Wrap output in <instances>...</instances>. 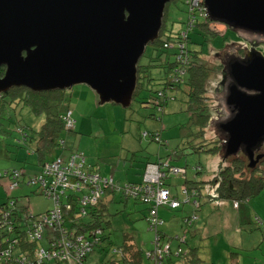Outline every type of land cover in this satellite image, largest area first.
Listing matches in <instances>:
<instances>
[{"label": "rangeland", "instance_id": "1", "mask_svg": "<svg viewBox=\"0 0 264 264\" xmlns=\"http://www.w3.org/2000/svg\"><path fill=\"white\" fill-rule=\"evenodd\" d=\"M166 13L164 29L167 33L172 31L175 34L187 28L189 6L185 0L171 1L167 5ZM202 20L203 18L198 17V22ZM197 27L190 33V49L203 52L201 58L209 72L206 96L212 118L208 126V142L205 143L197 137V126L192 123L187 110L188 86L184 81L179 88L167 90L164 109L145 103L150 94L163 90L165 83L175 77V72L162 65L151 68L153 80L147 82L148 90L143 91L127 108L113 102L101 105L97 93L86 84H78L65 90L66 103L74 111L76 123L73 131L65 130L61 138L66 140L68 150L84 152L91 168L102 174L115 175V181L120 185L129 181H143L148 161L159 162L172 156L171 165L175 164L187 170L186 175H172L167 180L171 191L177 194L180 201L186 203L184 211H169L170 216L164 217L166 223L162 228L172 237V251H177L179 246L183 252L193 249L195 256L200 259L198 261H201L200 264H264V238L261 236L264 229L261 227L256 230L257 233L251 234L250 225L241 226L237 221L240 209L235 206L234 200H211L209 195L214 194L211 183L200 184L203 197L198 207L186 202L187 195L182 193L186 180L210 181L217 175L223 163L220 154L208 150L199 152L192 146L202 142L205 149H209L212 146L211 141L216 142L218 137L224 136L219 123L231 116L225 101L228 85L223 89H214V85L222 78L220 71L226 63L221 62L217 55H212L211 50L227 47L233 50L235 47L232 44L243 41L242 36L248 35L250 39L264 41V35L232 30L217 21H211L208 28H204L205 31ZM209 33L216 35L212 37ZM151 54L150 45L141 59V64L146 63ZM174 58L173 56L171 60L174 61ZM221 65L224 66L220 68ZM7 116L10 119L1 120L3 132L0 137V171L19 170L26 176L37 174L39 155L32 137L44 124L45 114H37L31 107L21 104L9 108ZM216 117L221 121L214 120ZM147 132L159 133L161 141L152 139L151 135L144 137L143 134ZM65 153L57 150L49 154L47 159ZM227 164L228 162L224 163L225 166ZM1 182L3 186H0V198L5 195L4 186L8 185L9 179L2 178ZM107 193L104 197L106 213L103 219L106 238L89 256L90 264H108L110 260L119 258V254H114V249L124 246L129 239L144 254L152 247L155 238L145 218L148 213L147 205L133 199L126 200L119 192H116L112 201ZM10 195L17 199L20 206L28 207L34 215L43 214L53 207V200L42 193L38 186H27L20 182L17 190ZM241 210L249 211L255 219L258 216L264 219V187L244 203ZM193 214L198 216L193 227L196 230L187 232V241L181 244L175 237L185 235L182 218ZM38 244L48 246L46 239ZM187 260L188 257L174 258L173 264H188Z\"/></svg>", "mask_w": 264, "mask_h": 264}, {"label": "water", "instance_id": "2", "mask_svg": "<svg viewBox=\"0 0 264 264\" xmlns=\"http://www.w3.org/2000/svg\"><path fill=\"white\" fill-rule=\"evenodd\" d=\"M173 0H0V95L15 87L35 92L86 84L109 102L131 106L138 65L159 39ZM208 17L264 35V0H204ZM251 44L232 58L214 89L223 88L231 116L219 123L225 159L242 152L255 168L264 143V53ZM221 50H211L212 55ZM1 264V263H0Z\"/></svg>", "mask_w": 264, "mask_h": 264}, {"label": "built area", "instance_id": "3", "mask_svg": "<svg viewBox=\"0 0 264 264\" xmlns=\"http://www.w3.org/2000/svg\"><path fill=\"white\" fill-rule=\"evenodd\" d=\"M189 6V19L187 28L180 33L177 42V51L182 62L187 59L186 41L188 35L198 24V17H208L204 0H185ZM165 47H173L166 43ZM184 73V72H182ZM62 120L67 130L75 127L74 113L72 109L62 115ZM149 132L144 133L146 137ZM155 139L160 140V134L155 133ZM60 142L64 144L65 139ZM187 170L181 166L171 165L170 159L159 162H149L145 168L143 181L140 183H116L112 175H104L93 170L87 163L84 152L75 150L66 156H58L52 161L46 162L37 174L26 176L23 171H0L2 178H8V185L4 186L7 196L6 206L0 207V263L1 264H48L60 262L61 264H90L89 256L102 244L104 230L93 227L91 221L92 210L104 199L108 190L121 193L126 199H133L147 205L146 219L148 228L155 235L152 247L144 253L145 264H173L174 258L184 259L187 252H183L181 246L175 252L172 251V237L166 235L161 228L165 220L159 215L160 208L177 210L185 202L176 197L167 184L169 176L186 175ZM22 179V180H21ZM20 182L27 186H38L41 192L53 200V207L45 213L34 215L27 212L26 226L24 227V240L36 243L32 248V256L24 254L28 247L22 244V236L16 234L14 223V209L17 207L15 200L10 198V193L15 191ZM1 185L3 186L2 182ZM187 195L186 202H191L195 207L200 206L199 191L196 189H182ZM235 206L238 208L239 203ZM198 216L196 214L183 219L186 229L185 235H177L175 238L181 244L187 241V232L195 225ZM255 222L264 229V219L256 218ZM46 239L48 246H39L38 242ZM24 247V250H20ZM21 253L16 257L15 251ZM23 251V252H22ZM114 254L123 255V251L114 249Z\"/></svg>", "mask_w": 264, "mask_h": 264}, {"label": "trees", "instance_id": "4", "mask_svg": "<svg viewBox=\"0 0 264 264\" xmlns=\"http://www.w3.org/2000/svg\"><path fill=\"white\" fill-rule=\"evenodd\" d=\"M166 14L167 13L165 11L163 27L159 39L156 40L154 43L150 44L152 46V54L148 56L147 58L148 61L146 63L141 64L140 61V64L138 65L139 80H138L137 89L135 91L134 99L139 97L143 91L148 90L147 82H151L153 80L151 75L152 67H159L160 65L168 66L169 70L176 73L175 77L171 80H168L165 83V87L163 88V90H159L154 92V94H150V97L145 103H152L154 104L155 107L164 109L167 102L166 99L167 90L179 88L181 83L184 81L185 84H187L188 86V89L186 91L188 96L187 110L190 113L192 123L195 126H197L198 129L197 137H199L201 140H203L206 143L208 139L207 138L208 126H209V122H211L212 116L210 114V106L207 104L208 97L206 96V92H207L206 82L208 80L209 72L207 70V67L205 66V63L201 58L202 57L201 54L203 52L198 50L192 51L190 49V43H192V40L189 34L187 37L188 39L186 41L187 43L186 51L189 52L187 54V59H185L182 62L179 60L178 56L180 55V53L179 51H177V46L174 43L177 42V39L181 38L180 37L181 32H176L174 34L172 31L170 33H167L165 31L164 23L166 20ZM208 21L209 23H206L205 21H200L197 24L198 27L197 26L196 27L199 28L201 31L202 30L205 31L206 28H208L207 26H209V24L211 23L212 19L209 17ZM196 27L192 30V32L196 30ZM209 35L213 37L216 34L209 33ZM166 43L172 44L173 47H165ZM173 56L175 57L174 61L171 60ZM222 67L223 65L220 66V68ZM5 70L6 68L4 67L0 68V77H3V75L5 74ZM182 77H184L185 80H183ZM66 102H67V98L65 97V90L35 92L26 87H15L10 89L5 94L0 95V137L3 132L1 120L4 118L10 119L7 116V112L9 108H12L14 105L22 104L31 107L32 110L37 114H42V113L45 114L46 117L45 122L41 126L40 130L37 131L36 135L32 137V142L35 144V150L39 155V164H42L43 166L46 162H49L46 161L48 160L47 156L57 150L62 151L63 153L68 151L67 154L65 153L58 156H63V155L66 156L70 154L72 151L75 150L73 149L68 150V147L66 146V140L64 144L60 142L61 135L65 130L68 132L73 131L66 129L65 124L61 118L62 115L67 110L71 109L70 105ZM214 120L219 122L221 121L219 120L218 117L214 118ZM150 135L152 139H155V133H152ZM224 141H225V136L218 137V140L216 142L211 141L212 146L209 149H205V145L202 142L198 144H193L192 146H194L195 147L194 149L196 151L198 150L199 152L208 150V152H212L214 154H219V153L223 154ZM171 157L172 156H169L168 158L162 160H167L170 159ZM226 161L228 162V164L225 166L224 163ZM225 162L221 164L217 175L212 180L207 182H197V181L195 182V181L186 180L184 187H187L188 189L198 190L199 191L198 198L200 201V199H202L203 197L202 186H200V184L211 183L212 188L214 190V194L209 195L210 199L211 200L232 199L235 202H238L239 203L238 208L241 211V217L243 219L246 211L241 210L242 205L247 201H249V199H251L253 196L258 194L264 187V165L261 164L258 167L250 168L248 166L247 159L242 155L234 157L229 161L228 159H225ZM0 186H2L1 182H0ZM107 192L116 193L117 191L108 190ZM5 195L0 198V207L6 206L7 204L6 201L8 197ZM10 198L15 200V204L17 206L14 209L15 213L13 214L14 215L13 221L14 223H17V225H15L16 226L15 228H17L16 234L18 233L19 236H22L21 237L23 242L22 244H25L29 250L28 252H23V251L22 252L24 254H29L30 256H32L33 253L30 250L36 246V243L28 242L24 240L26 238H24V233H23L24 227L27 225L26 214L29 211V209L26 206H20L18 204L17 199L14 196L10 195ZM126 200H131V199H126ZM105 211H106V205L104 199H102L98 203L97 207H95L92 210L91 212L92 215L87 220V221H91V223L94 225L93 227H100L104 230L102 241H104L106 238L105 229L103 226V222H104L103 219L106 213ZM242 223L248 225V223L244 220L242 221ZM254 223L258 226L255 220ZM259 229H261V227ZM161 230L163 231L162 228ZM120 249L123 251V255L120 256L119 258L110 260L108 264H145L144 254L135 245V242L133 240L131 239L127 240L126 244L120 247ZM20 250H24V247ZM20 250L18 251L16 250L15 253H13V255L16 257L18 254L21 253ZM193 256H195L194 250L189 251V253L186 255L185 258L188 257L187 260L188 264H200L201 261H198L199 258L195 256V258H197L196 260ZM48 264H61V263L53 262Z\"/></svg>", "mask_w": 264, "mask_h": 264}, {"label": "flooded vegetation", "instance_id": "5", "mask_svg": "<svg viewBox=\"0 0 264 264\" xmlns=\"http://www.w3.org/2000/svg\"><path fill=\"white\" fill-rule=\"evenodd\" d=\"M205 20L206 19H203L202 21H205ZM207 21L208 20H206V23H207ZM236 31H240V30L237 29ZM255 35H257V34H255ZM241 36H242V34H241ZM242 37H243V41H239L237 43H233L232 44V46L235 47L234 48L235 50L233 49L234 51L233 50H230L229 47H227V49H225V48L220 49L221 51H219V54H217V56L219 57V60H221V62L228 63L232 58H238V57L243 58V57H245L247 55V52L250 50L251 44L259 45L258 49L264 53V41H257V40H255L253 38L250 39V37L248 35H245V36H242ZM201 55H203V53ZM230 82H231V78H230L229 75H227L226 83H225V86L224 87H226ZM224 91H225V89H224ZM259 154L263 155V158L260 160V162H258V164L256 165V167L260 166L261 164L264 165V143L257 149L256 155H259ZM239 155H242V156H244L247 159L248 166H249V159L242 152L238 153V155H236V156L229 157L227 159L229 161L232 158L237 157ZM222 162L223 163L225 162V158L224 157H223V161Z\"/></svg>", "mask_w": 264, "mask_h": 264}, {"label": "crops", "instance_id": "6", "mask_svg": "<svg viewBox=\"0 0 264 264\" xmlns=\"http://www.w3.org/2000/svg\"><path fill=\"white\" fill-rule=\"evenodd\" d=\"M73 113H74V111H73ZM75 123H76V121H75ZM56 158V156H54V157H52L51 159H48V160H46V161H51V160H53V159H55ZM162 160V159H161ZM160 160V161H161ZM149 162V161H148ZM154 163V162H153ZM147 164V163H146ZM41 166H42V164H39V168H38V170H37V172L38 171H40V169H41ZM36 172V173H37ZM104 175H107V174H104ZM113 176V175H112ZM114 177V179H115V175L113 176ZM140 182H142V181H140ZM140 182H134V181H129L128 183H140ZM196 182V181H195ZM118 184H119V182H117ZM173 193V192H172ZM107 194H109V198L112 200V201H114V199H115V197H116V193H112V192H109V193H107ZM174 194V193H173ZM176 194V193H175ZM174 194V195H175ZM175 196H177V194L175 195ZM178 197V196H177ZM104 200H105V198H104ZM214 200H219V199H214ZM105 202V201H104ZM250 203H252V200L250 201ZM185 204L186 203H184V205L181 207V208H179V209H177L178 211L180 210V211H184V209H185ZM177 210H171V209H169V208H160V210H159V215L165 220V218H168L169 216H170V212H172V211H177ZM170 211V212H169ZM239 217H237V221L238 222H240V224H241V226H243L242 224V221L244 220V221H246L247 223H248V225L250 224V226H249V229H250V231H251V234H255V233H257L256 232V230L257 229H259L260 227L259 226H257L255 223H254V221H253V219L255 220V218H253V215H251V213L249 212V211H246L245 212V216L243 217V219H242V217H241V211L239 210ZM165 217V218H164ZM256 217V216H255ZM259 217V216H258ZM185 217H183L182 219H184ZM165 223H166V220H165ZM245 224V223H244ZM182 226L184 227V225H183V220H182ZM163 229V228H162ZM196 230V228H193L192 230H190L191 232H193V231H195ZM164 231V230H163ZM189 231V232H190ZM261 231V230H260ZM253 232V233H252ZM262 232V231H261ZM164 233L166 234V235H168V233L166 232V231H164ZM169 236V235H168ZM261 236H262V238H264V233L262 232L261 233ZM171 237V236H170ZM255 238V236L253 237V239ZM259 242H261V241H259ZM262 243H264V241L262 240ZM193 250V249H192ZM189 251H191V249H189L188 251H186L187 253H189Z\"/></svg>", "mask_w": 264, "mask_h": 264}]
</instances>
